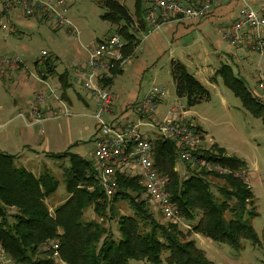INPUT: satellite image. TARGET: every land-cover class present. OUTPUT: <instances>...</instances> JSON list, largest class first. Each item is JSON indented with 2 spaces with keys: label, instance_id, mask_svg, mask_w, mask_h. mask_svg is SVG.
I'll use <instances>...</instances> for the list:
<instances>
[{
  "label": "trees",
  "instance_id": "1",
  "mask_svg": "<svg viewBox=\"0 0 264 264\" xmlns=\"http://www.w3.org/2000/svg\"><path fill=\"white\" fill-rule=\"evenodd\" d=\"M94 2L103 9L100 18L108 21L126 41L123 55L131 54L137 44V29L126 6L118 0ZM140 3L141 0H135L136 12ZM139 20L140 26L146 25ZM52 61L47 58L44 64L48 66ZM120 71L121 66H116L99 82L110 86ZM170 75L175 95L184 99L186 107L209 98L205 85L179 60L170 61ZM214 76L221 78L243 107L264 123V102L252 94L229 64L222 63ZM64 77L58 76L62 81ZM198 128L196 125L199 131ZM152 146L153 166L166 177V193L178 215L191 224L190 229L171 220L160 221L151 212L149 199L141 197L145 190L138 175L117 173L115 189L110 197L106 196L98 184L93 163L76 153L50 155L68 157L70 164L62 171L67 196L54 208H48L45 199L57 189V178L47 169L35 176L16 165V155L0 151V245L4 252L14 264H58L60 261L46 257L42 247L53 240L59 243V264H128V260L160 264L164 252L169 264H215L197 245L195 234L227 243L234 249H239L244 239L259 243L250 221L257 213L253 192L241 176L187 166L188 173L182 177L176 169V141L158 136ZM196 153L232 171L247 166L245 160L227 154L214 143L207 149L197 148ZM210 177L219 180L211 181ZM120 200L129 204L131 213H118L116 204ZM90 206L98 219L84 218V211ZM10 208L15 211L9 213ZM114 217L118 238L105 226V221Z\"/></svg>",
  "mask_w": 264,
  "mask_h": 264
},
{
  "label": "rangeland",
  "instance_id": "2",
  "mask_svg": "<svg viewBox=\"0 0 264 264\" xmlns=\"http://www.w3.org/2000/svg\"><path fill=\"white\" fill-rule=\"evenodd\" d=\"M5 1L8 0H0V7ZM36 1L45 2L47 0ZM66 2L69 5L71 15L79 21L77 26L75 20L70 18L68 11L71 23L77 30H80L77 38L73 33L66 34V27H56L50 18L43 16L44 13L38 11L35 13L36 15L25 17L22 7L19 5L12 7L6 17L3 16L2 22L11 29H3L0 21V151L33 156L37 164L41 163L40 158L44 159L43 157L47 155L50 158L52 153L63 152L76 153L85 160L91 161V164L94 163L91 152L95 146L93 137L96 131V121L87 115L76 114L83 112L81 105L71 109L73 115L61 116L56 119H54L55 117H48L49 119L42 122L40 131L36 125L28 126L17 117L18 112L26 111L25 102L32 99L33 94L38 91H34L28 84L30 82V84L37 83V67L34 65V59L40 56L42 49L53 51L57 46L61 50H65L66 46L63 45L67 39L70 40L71 44L76 43L80 46V42H85L88 37H95L96 35L100 37L103 30L109 27L100 18L103 9L99 8L94 0H66ZM166 17L167 19L175 18L173 16ZM162 18L164 17L159 16V21ZM28 19L33 21L31 27H26L25 21ZM18 29L20 31L16 32ZM15 54L23 60V66L19 71H23L27 75L25 77L27 81L22 85L12 79L10 71L1 68L3 56H13ZM253 56L249 61L245 58L241 59L239 66L241 73L239 76L244 82H247L245 84L252 91V94L264 102V60L261 61L254 53ZM62 58L63 62L69 67L76 63L75 60H68V57ZM170 61H159L158 68H154V70L160 74L162 83L173 90L172 79L168 72ZM235 73L237 72L235 71ZM118 77L116 78L118 79ZM156 82L160 83L159 81ZM141 83V87L145 90L153 87L151 81L146 79ZM107 86L111 91L110 86ZM206 88L209 91V98L186 107L189 112L186 111L181 114L180 117L183 118L181 122H192L198 125L200 137L198 148L207 149L214 143L219 147H223L227 154L235 155L247 163L246 171L241 177L248 183L253 192V206L257 213L254 217L249 218L259 237V243L252 244L250 240L244 239L241 241V247L234 249L227 243L214 241L200 234H195L198 236L194 239L207 258L215 264H264V123L260 118L252 116L243 107L239 97L224 85L221 78L217 82L212 80L211 83L206 85ZM111 94L113 106L112 91ZM138 99L130 104L127 103L130 105L129 109L131 111L136 112L134 104ZM15 105L16 107H14ZM53 107L48 106V108ZM163 108L161 106V109ZM45 115L47 116V114ZM105 117L106 115H104ZM123 118L126 117L123 116ZM178 119L179 117L176 120ZM142 129L148 135L151 134L146 130V127H142ZM35 154H38V156ZM52 160L55 163L54 173L52 174L58 180V187L46 201L48 208H54L67 196L65 190L66 177L62 171L70 164L68 157H57L52 158ZM31 161L33 160L31 159ZM26 163L29 162L26 161ZM181 163L184 167V174L181 170H178ZM177 164L176 169L180 176L187 175L189 170L187 163L177 159ZM16 165H21V161H16ZM43 165L45 166V164ZM210 178L211 181L219 180L214 177ZM141 197L149 199L145 192L141 194ZM149 201L151 212L160 221H165L166 219L160 216L158 207ZM116 208L119 214L131 213L132 211L129 204L124 200L118 201ZM14 211V208L9 209V213ZM84 218L98 219L92 206L85 209ZM105 226L114 238L119 237L116 217L105 221ZM58 255L54 259L61 262ZM164 255H162L160 264H169L165 261ZM50 256L51 254L48 253L46 257ZM128 264H147V262L145 260H128Z\"/></svg>",
  "mask_w": 264,
  "mask_h": 264
},
{
  "label": "built area",
  "instance_id": "3",
  "mask_svg": "<svg viewBox=\"0 0 264 264\" xmlns=\"http://www.w3.org/2000/svg\"><path fill=\"white\" fill-rule=\"evenodd\" d=\"M216 1L204 0L198 3H188L185 0H150L145 11L149 26L148 32L160 27L161 21L158 16H173L179 19L202 18L209 13L212 3ZM16 5L22 7L25 17L36 15L35 13L39 11L44 13L45 18H50L56 27H66L76 38L80 34V30L73 26L68 17L69 5L66 0L5 1L0 7V21L3 29H11L2 20L3 16L6 17L10 9ZM218 33L230 46L246 44L261 61L264 60V15L250 6L242 5L236 18L226 27L219 28ZM125 43L120 33L112 30L105 37L93 40L86 45L88 52L85 62L72 66L74 76L80 78L82 87L94 99L92 116L96 121V131L94 133L95 146L91 153L94 158L93 167L97 172L98 184L105 195L110 197L116 186L117 173L138 175L139 183L149 200L158 207L163 218L190 229V224L178 215L177 208L166 193V177L153 166V139L160 136L175 140L179 145L178 159L187 163L188 167H205L219 173H231L236 176H242L246 168L232 171L197 155L196 150L200 143L199 132L194 123L181 122L183 118L180 116L187 110L185 104L179 99L173 100L164 116L158 120L160 100L167 94L165 87L154 85L134 104L136 120L113 122L104 118V115L112 111V94L109 87L99 80L108 75L111 69L125 62L126 58L122 53ZM47 58L53 60L52 55L42 49L36 63L45 65L44 61ZM22 66L23 60L16 54L3 56L1 59L3 70L17 71ZM48 78H50L48 71L44 70L41 75L37 72V80L42 87L33 94L32 99L26 102V111L17 114L24 124L36 125L39 131L42 122L49 119L48 117L56 119L72 114L70 108L59 99L58 79L50 82ZM53 100L57 104L53 108H48ZM178 117L179 119L176 120ZM142 127H146L151 134L144 132ZM58 245V241L52 240L44 243L42 247L54 258L58 255ZM0 264H14L1 245Z\"/></svg>",
  "mask_w": 264,
  "mask_h": 264
},
{
  "label": "crops",
  "instance_id": "4",
  "mask_svg": "<svg viewBox=\"0 0 264 264\" xmlns=\"http://www.w3.org/2000/svg\"><path fill=\"white\" fill-rule=\"evenodd\" d=\"M118 1L126 6L132 20L134 21L133 25L137 29V44L131 54L126 56L125 63L121 66V71L113 77L110 84L114 104L112 106V111L106 115V118L112 120L113 122L136 120L137 115L129 109L130 105L128 104L135 101L139 97H142L149 91L150 88L145 90L141 87V82H143L144 79L151 81L153 84L152 86L159 85L161 87H165L167 90V94L160 100L159 103V111L157 114L158 120L164 116L168 106L173 100L179 99L184 103L182 99L175 95L173 81V90H170L162 83V80H160V74L154 70V68H158L157 64L159 61L163 62L172 59L179 60L185 65L187 70L206 87V85L211 83L212 80L216 82L218 81L219 78L215 77L214 73L222 63L229 64L233 71H236V74L239 76L241 73L239 68L241 59L245 58L249 61L252 57H254L252 51L246 44L238 45L236 47L230 46L224 39L221 38L218 33V29L226 27L230 24L236 18L242 5H248L260 14L264 15V0H217L215 3H212L209 13L200 19H167V17L164 16V18L161 19L160 27L155 31L153 30L150 32H148L149 26L145 17V11L150 0H141L138 12L135 11V0ZM185 1L188 3H198L204 0ZM68 11L70 18L74 19L69 9ZM138 20L143 23L146 22V25L140 26V24L137 23ZM104 22H106L109 27L103 30L100 37L97 35L95 37H88L85 42H80V46L76 45V43L71 44L70 40L67 39L63 45L66 46L65 50H61L55 46L53 51H48L53 58V61L49 66L39 63L37 64L36 60L38 56L34 59V65H36L39 75H41V72L46 70L48 71L50 77L48 78V81L51 82L53 79H58L60 83V89L58 91L59 99H61V101H63L70 108V110L75 106L81 105L83 112L76 113L77 115L82 114L93 118L92 114L94 111V101L82 87L80 78H76L74 76L72 65L70 67L66 65L63 62L62 57H68V60H75L76 63H73V65L83 64L88 52L86 45L93 40L105 37L113 30V27L108 21ZM32 23L33 21L30 19L25 21L26 27H31ZM75 23L78 26L79 21L75 20ZM66 30V34L71 33L69 29ZM17 31H20V29L16 30V32ZM168 69L170 74L169 66ZM9 73L11 74L12 79L21 83V85L27 81V79H25L27 75L23 71L20 72L17 70L14 72L10 71ZM60 74H64L65 76L63 81L58 78ZM116 77H118V79ZM156 81H159L160 83ZM36 82L37 83L33 84H30V82L28 84L34 89V91L39 90L42 87V84L38 80ZM61 83H63V86ZM56 104V101L53 100L48 106L53 107ZM161 106L164 108L161 109ZM14 107H16V105ZM187 111L189 112L188 108ZM123 116L126 118H123ZM14 155L18 157L15 159V162L21 161L20 166L25 167L35 176L39 175L46 169L51 173H54L55 163L51 157L48 158L49 155H47L48 157H43L45 160L40 158V164L35 162L33 156L30 157L23 153ZM35 155L38 156V154ZM31 159L33 161L30 162ZM26 161L29 163H26ZM43 164H45V166ZM183 168V164L181 163L178 170H181L183 173ZM47 199L48 198L45 200L47 201ZM197 236L198 235H195V237Z\"/></svg>",
  "mask_w": 264,
  "mask_h": 264
}]
</instances>
